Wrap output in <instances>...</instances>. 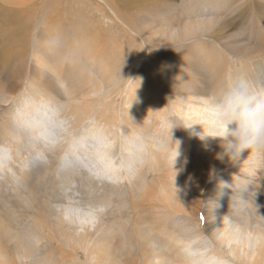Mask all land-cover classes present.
Here are the masks:
<instances>
[{"label": "bare ground", "instance_id": "1", "mask_svg": "<svg viewBox=\"0 0 264 264\" xmlns=\"http://www.w3.org/2000/svg\"><path fill=\"white\" fill-rule=\"evenodd\" d=\"M39 1H42V4L38 6V0H0V21L7 25L4 30L0 28V67L8 71V77L11 80L15 76L13 74L16 71L15 64L20 62L23 54L29 52L28 49L33 48L32 56L35 57L33 64L49 67L50 72H45L43 75H32L29 80L31 90H26V95L46 93L53 99L58 96L57 92H59V89L55 88L57 87L56 82L64 84L67 80L64 74L71 75L68 76L70 78L73 76L61 69L57 57L60 50L54 49L55 40L49 39L45 46L41 47L42 40L44 37L52 38L53 36L60 40L66 39L63 26L73 27L76 33L74 36L80 32H87L88 26L83 24L87 20L81 17L73 18L71 21V16L76 14H71L73 10L62 8L64 6L62 0ZM140 1L146 3L149 0ZM77 2L82 6H91L88 0ZM238 2L236 0H206L200 8L187 9L190 13L195 8L198 14L194 17L198 18V22L186 29V35L193 39H196L199 34L205 35L210 25L213 24L208 19L209 17H205L206 13L208 15L215 12L218 20L213 26L221 27L215 32V34L218 32L215 40L217 45L225 50L237 49V43L224 33L230 21H238L244 15L242 10L237 14L240 8ZM127 4H129L128 1ZM187 11L179 13L184 14ZM40 12L41 18L38 15ZM225 15L228 17L226 16V22L222 24L221 20ZM36 17L40 19L39 21L36 19L37 23ZM165 19L168 30L164 29L165 32L160 36H165L169 41L182 38L179 34L180 28L171 27L170 19L166 17ZM85 43H88L85 50L78 56L89 58L91 53L88 52L90 47L88 38L71 40L69 49L71 52H76V45L79 49H84ZM201 50V54H199L200 50H197L180 57L177 56L176 62L174 61L175 65L171 68H165L162 71L157 69L152 78L151 87H147L142 81L132 82L126 97L136 105L132 104V108L125 111L123 122L119 118L105 116L103 118L106 121L103 123L102 117L88 116L93 110V103L84 102L83 99L92 96L93 93L95 95L99 93L101 83L93 80L95 76L92 73L85 74L77 69L74 74H77L80 82H71L70 93L75 94L77 100L83 101L80 107H74L73 110L70 108L72 113L77 111L80 115L73 125L74 130L80 128L77 134L68 132L67 136L63 135L62 130L67 125H63L62 121H67L63 114L62 120L54 121L50 115L37 112L28 121L29 126H25L17 119L19 101L11 111L14 113L9 120L10 125L5 127L6 137L3 142L6 144L13 142V148L19 150L16 155H23V152L42 154L46 150L52 152L58 147L61 150V146L64 145L63 141H65L61 156L59 154L57 156L58 171L60 176L64 177L61 178L63 181L60 184L64 182L65 188L70 189L77 180L79 181L76 177L81 175L80 172L85 174L86 177L80 179V182L85 187L86 204L83 206L75 202H67L62 215L73 227L69 226L68 234H61V238L67 241L66 246L72 250L82 249L84 245L88 263L264 264V173L256 170L257 163L252 164L253 157L257 153L245 152L239 161L230 162L226 156L223 159L219 158V154L223 151L219 138L207 137L202 140L196 135V133H201L203 128L206 134L210 133L207 106L211 97L223 90L227 81V73L223 72L221 62L218 63L222 60V56L208 57V54L214 50L213 45L201 47ZM45 51L49 52L48 55ZM89 60L96 62L99 59L90 58ZM263 67L262 64H256L255 71H252L254 75L250 78H264ZM36 71H40L38 67ZM52 74L57 80L56 84L52 82L54 80L51 79ZM239 74L247 75L245 72ZM206 81L210 83L208 87L197 85L198 82H203L205 85ZM66 89L69 88L66 86ZM164 89L166 90L163 91ZM149 90L153 93L150 94ZM136 115L139 117L137 121ZM143 119L146 121L143 122ZM87 121L90 122L85 126ZM126 124L128 133L124 135L123 130L127 127ZM32 127L36 129L35 132L32 131ZM137 132L152 136L154 141L169 143L163 145L161 159L167 158L170 165L161 164L162 161H160L161 165L154 167L156 172L161 166H169L164 171L165 177L158 176L150 182L144 181V183H136L128 187L131 198L130 209L136 216L133 222H130L132 227L128 236L127 234L122 236L121 233L127 230V226L119 220L112 222L107 229L102 227L97 229V233H103L102 237L92 240L83 239L79 233L80 230L99 224L103 215L100 212L117 202L113 199L115 195L120 199L119 193L122 191L123 180L144 160L132 147L127 148V155L123 154V148L128 145L132 146L129 138ZM122 137L128 139L117 145L119 150L117 151L114 149V142ZM181 144H183L184 160L174 164ZM154 146L151 145L150 149ZM44 147H50V149ZM179 152L181 154L182 150ZM149 156L152 157V154L150 153ZM61 160L65 164L64 170L59 167ZM155 164H158L157 161ZM12 167H14L12 163L0 166V172L8 174V169L11 170ZM140 188L141 193H135ZM98 189L99 193L102 189H106L107 192L104 196L100 195L102 198H91L89 195L96 197ZM69 201H75V198H69ZM117 213L122 219L124 216L122 211L119 210ZM43 215L34 219L35 224L41 223L42 226H47ZM50 226L51 229L57 230L53 225ZM9 229L7 221L0 219V235L10 232ZM61 231L58 229L57 233L60 234ZM40 237L43 240V236ZM29 239L40 242L36 234L29 236ZM158 239H160L161 248L154 249L153 245L158 244ZM6 243L0 241V256L2 255L1 259L6 261L5 264L17 263L15 258L32 256V251L24 249L22 244L17 245L19 246L18 252L24 250V253L13 255L14 252H7L9 243L8 245ZM136 245L140 249L139 254L132 256L128 252L131 258L129 255H121L125 246L132 248ZM66 263V261L60 263L53 261L49 264Z\"/></svg>", "mask_w": 264, "mask_h": 264}, {"label": "rangeland", "instance_id": "2", "mask_svg": "<svg viewBox=\"0 0 264 264\" xmlns=\"http://www.w3.org/2000/svg\"><path fill=\"white\" fill-rule=\"evenodd\" d=\"M77 1L78 0H62L64 3L62 8L70 11L73 10L71 14H76L75 16H71V21H73V18L77 17L87 20V22L83 23L88 26L86 29L87 32H80L74 36L76 33L73 27L68 28L63 26V30L66 32V39L60 40L56 36L52 38L44 37L41 44V47H44L49 39L55 40L56 46L54 49L60 50V54L57 57L62 67L61 69L64 70L65 73L72 74L73 76L70 78L68 76L71 75L64 74L67 80L64 81L63 84V82H56L55 76L53 74L51 75V79H54L52 82L54 81V84L57 83V87L55 86V88L59 89V92H57L58 96L53 99L57 100L61 105L62 114L64 118L67 119V121H62L63 125L67 124L62 130L64 136H67L66 133L68 132H71L70 134H77V132L80 131V128L73 129V125L79 118V114H77V111L72 113L71 109L80 107L83 101L93 103V110L91 115L88 116L92 118L102 117L103 123L106 121L105 118H103L105 116L116 117L123 122L125 111L131 109L132 104L136 105L135 102L129 101L126 97L129 85H131L132 82L136 80L142 81L147 87H151L152 78L156 74L157 69L162 71L165 68H171L172 65H175L174 63L176 62L177 56L186 55L190 51L195 52L200 50L199 54H201V47L213 45L214 50L210 52L211 54H208L209 58L222 56V60L218 61V63L221 62L220 64L223 66V72L227 73L226 80L231 75H238L242 72H245L248 77H253L254 72L252 71H255L254 66L256 64H262L264 66V0H236L239 1L238 3L240 5L237 14L242 10L244 15L240 17L238 21H230L228 29L224 33L232 38L233 42L237 43L238 48L234 50H225L217 45L215 40L218 36V32L216 34L215 32L221 27L217 25L213 26L218 20V18L215 17V12L208 15L206 13L205 17H209L208 19L211 20L213 24L210 25L211 27L206 31L205 35L199 34L196 39L186 35V29L198 22V18L194 17L198 14L195 8H193L190 13L187 9L192 7L200 8V5L206 0H149L150 2L147 1L146 3L140 0H88L91 6H82V4H79ZM127 1L129 4H127ZM41 2L42 1L38 0L37 5L39 6ZM42 10L43 8L41 11ZM185 11H187V15L186 13H179ZM38 15L40 18L42 17L41 12L40 14L38 13ZM226 16L227 15L221 20L222 24L226 22ZM39 17L35 18L36 23L40 20ZM165 17L170 19L169 22L171 27L175 29L180 28L179 34L182 35V38L169 41L165 36H160L161 33L168 30ZM171 23L173 25H171ZM160 25L163 26L161 27ZM0 28L4 30L7 28V25L0 21ZM86 38L90 40L88 52L91 53V55L89 58L78 56L80 52L85 50V46L88 43L83 45L84 49H79L76 45L77 51H70L69 44L71 40ZM27 51L29 52L23 54L20 62L17 65L15 64L16 71L13 73L15 76L11 80L8 77V71L0 67V144L4 143L3 141L6 137L5 127H7L8 124L10 125L9 120H11V115L14 113L11 111L15 108L17 101H20L22 97L26 96L27 91L31 90L29 87V80L32 75H43L45 72H50L49 67L47 68L41 64H33V60H35V57L32 56L33 48ZM45 53L48 55L49 52L45 51ZM50 58H54V56H50ZM90 58H94V60L97 58L99 60L91 62L89 60ZM37 67L40 71H36ZM76 69L85 74L92 73L95 76L93 80H97V83H101V91L96 93V95L93 93L92 96L84 98L83 101L77 100L75 94H70L71 82H80V79L77 78V74H74L76 73ZM44 80L46 79L44 78ZM162 81L164 82V79H162ZM53 83L52 85H54ZM10 84H12V86H10ZM198 84L203 87H208L210 83L206 81L205 85H203V82H198L197 85ZM66 86L69 89H66ZM66 90L69 93L66 92ZM165 90L166 89L163 91ZM150 91L151 90H149V92ZM152 93L153 92H150V94ZM41 96L50 98L46 93H42ZM138 118V115H136V121ZM145 121L146 119H143V122ZM89 122L90 121H87L84 125L87 126ZM126 128H128V125L124 127V135L128 133V129ZM105 129L108 128L105 127ZM10 138L11 136H9V140H11ZM126 139L128 138L122 137L117 139L113 145L114 149L119 151L117 145L119 143H124ZM121 140L123 142H121ZM63 142L65 145V141ZM163 142L154 141L151 136L145 155L142 157L144 160L139 163V167H137L136 170L123 180L122 191L119 193L120 199L115 195L113 199H116L117 202L111 204L106 210H103V212H100L103 213V215L101 216L99 224L95 225L96 227H86L80 230L79 233L83 239L88 238L92 240L102 237L101 235L103 233H97V229L100 227L107 229L112 222L119 220L127 226V230L121 233L123 234L122 236H125V234H127L126 236L129 235L130 228L132 227L130 222H133L136 216L133 215L130 209L131 198L129 196L128 191L130 189H128V187L134 184L136 185V183H144V181L150 182L158 176L165 177L164 171L167 170L169 166H161L160 170L154 171L155 165L156 167L161 164L170 165L167 158L161 159L163 145L169 144L166 141ZM9 145L12 146L14 144L11 142ZM64 145L61 146L63 148H61V150L60 147H58L57 149L54 148L55 150L52 152L47 150L42 152L44 157L43 161L37 159L36 152L32 154L23 152V155H16L19 150L12 146L14 156L11 163L14 167H12L11 170L8 169V174L7 172H0V219L7 221L10 228V232L0 235V241L2 243L7 242V245L9 243L7 252H14L13 255H15V253H24V250L18 252L19 246L17 245L21 244L24 249H30L29 251H32V256L30 255L31 257L29 258H15L17 262L15 264H49L53 261L55 263L66 261V264H90L87 261V252L84 250V245L82 249L78 248L72 250L70 247L66 246L67 241L61 238V234H68L69 226L73 227L63 218L64 216L62 214L65 205L67 202H75L84 206L86 204L85 199H87V196L84 194L85 187L82 185V182H80V179L82 180L83 177H86L84 173L82 174V172H80L81 175L76 177L79 181L77 180L70 189L65 188L64 182L60 184L63 181L61 178L64 177H61L58 171L59 159H57V156L58 154L60 155V153L62 154ZM151 145L155 146L150 149ZM128 147L132 146L128 145L125 147L126 149L123 148V154L127 155ZM44 148L50 149V147ZM182 148L183 144H181L179 148V150H182V153L177 158L178 162H182L185 157ZM34 150L37 151L36 149ZM150 153L152 157L149 156ZM30 156L31 158H29ZM21 160H23V162H21ZM175 160L173 162L174 164ZM156 161L158 164H155ZM160 161H162L161 164H159ZM254 163L258 164L256 170L264 173V153L255 154L252 164ZM56 172L59 175H56ZM22 178H24L23 181H20ZM257 179L254 183H256ZM10 181H12V183H10ZM105 190L106 189H102L101 193H99L98 189L96 197H93L91 194L89 196L91 198H102L101 196H104V193L107 192V190ZM135 193H141V188L139 191L137 189ZM68 197L75 198V201H69ZM119 210L124 214L122 219L118 217L117 211ZM41 214H44L43 216H45L46 219L44 222L46 221L45 223L47 226H42L41 223L35 224L36 221L34 219L38 218ZM131 217L133 219H131ZM202 220L204 221V219ZM50 225L56 227L57 230L51 229L52 227ZM58 229L62 230L60 234L57 233ZM73 229L74 228H72V230ZM34 234L39 237L41 243L34 242L37 240L33 241L29 239V236ZM40 236H43V240H41L42 238ZM10 241L12 242L10 243ZM159 241L160 239H158L157 245H153L154 249L161 248ZM125 247L124 250L122 249L121 255L127 256L131 254L134 256L139 254L140 249L137 245L134 247L132 246V248L128 246ZM147 249L149 250V248ZM65 251L70 256L67 254L65 255ZM128 252L130 253L128 254ZM132 256L129 255V258ZM1 257L2 255L0 256V260L3 262L0 261V263L5 264L6 261L1 259ZM155 264L158 263L156 262Z\"/></svg>", "mask_w": 264, "mask_h": 264}, {"label": "clouds", "instance_id": "3", "mask_svg": "<svg viewBox=\"0 0 264 264\" xmlns=\"http://www.w3.org/2000/svg\"><path fill=\"white\" fill-rule=\"evenodd\" d=\"M37 112L50 115L54 121H59L62 107L55 99L39 94L26 95L18 102L17 119L25 126H29L28 121ZM207 112L211 131L206 134L203 128L196 135L202 140L207 137L219 138L223 149L219 154L220 159L226 156L236 162L245 152L264 153V78L253 79L244 74L231 75L223 90L211 97ZM32 131L35 132L36 129L32 127ZM150 140L151 137L143 132H137L129 138L130 144L141 158ZM177 152L175 164L180 155L179 148ZM13 156L11 145L0 144V166L10 164ZM36 156L38 160H44L41 153L37 152ZM59 167L64 170L63 160ZM221 184L227 185L224 182Z\"/></svg>", "mask_w": 264, "mask_h": 264}, {"label": "snow or ice", "instance_id": "4", "mask_svg": "<svg viewBox=\"0 0 264 264\" xmlns=\"http://www.w3.org/2000/svg\"><path fill=\"white\" fill-rule=\"evenodd\" d=\"M203 219V217H201Z\"/></svg>", "mask_w": 264, "mask_h": 264}]
</instances>
